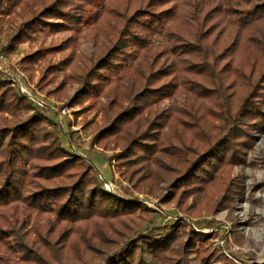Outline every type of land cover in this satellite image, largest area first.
<instances>
[{
    "label": "rangeland",
    "instance_id": "rangeland-1",
    "mask_svg": "<svg viewBox=\"0 0 264 264\" xmlns=\"http://www.w3.org/2000/svg\"><path fill=\"white\" fill-rule=\"evenodd\" d=\"M176 2L178 11H189L193 0ZM171 5L172 2L160 6L157 12ZM104 6L106 10L97 18L93 11H87L81 21L68 19L61 26L51 27L42 24L25 31L17 40L22 26L36 17L40 8L31 9L27 0H21L10 10L0 4V50L5 57L0 63V80L5 81L0 94L5 95V102H14L12 107L16 106L12 112H0V129L34 119L30 134L34 130L43 134L42 144L60 146L79 159L67 171V179L54 184H69L83 175L85 189L97 182L103 190L128 203L106 217L67 223L56 219L50 209L37 212L29 207L18 219L24 221L25 233L16 231L13 238L5 229L8 233L2 236L27 245L30 252L24 260L39 253L49 264H105V253L118 252L131 244L140 248L146 245V240L140 239L143 236L159 240L176 231L177 238L170 249L178 253L185 248L176 257L179 264H264V125L256 126L253 118L244 120L235 111L236 102L239 106L252 92L264 71L263 62L256 60L252 69L244 67L245 82L236 83L229 96L230 100L235 96L230 105L232 114L223 118L213 100L204 99L210 94L197 90L195 75L175 72L182 57L169 49L167 20L163 28L148 37L134 61L99 81L90 77L91 69L108 51L116 39L115 32L121 28L117 12H107L113 7L111 0H106ZM138 7L132 5L133 9ZM206 28H201V32ZM179 38L186 37L180 32ZM212 39L213 36L208 42ZM218 48L217 53L224 45ZM234 57L239 62L246 58L242 50ZM164 69L167 77L147 82L150 72ZM170 80L175 85L169 94L154 95L132 122H118L135 104L132 96L155 90ZM218 91L220 88H215L210 93L216 96ZM111 129L115 135L110 133ZM151 132L161 149L157 148L153 155L150 147L145 148L149 154L133 151L128 156L133 160L124 163L128 142ZM228 132L234 137L229 143L224 141L218 151L224 159L202 174L205 180L200 181L205 182L198 181L199 185L189 189L180 186L172 190L175 176L183 169L176 161H192V150H207ZM30 168L28 164L27 173ZM36 182V188L49 183ZM15 225L10 222V226ZM66 225L70 227L67 232ZM74 232L82 236L83 242L105 233L104 245L85 244L88 251L71 254L69 245L75 240ZM17 248L15 245L13 250L16 261L10 264H32L24 262ZM2 257L0 254V261Z\"/></svg>",
    "mask_w": 264,
    "mask_h": 264
},
{
    "label": "trees",
    "instance_id": "trees-1",
    "mask_svg": "<svg viewBox=\"0 0 264 264\" xmlns=\"http://www.w3.org/2000/svg\"><path fill=\"white\" fill-rule=\"evenodd\" d=\"M45 1L27 0L28 7L32 9L38 6L40 11L36 17L22 26L16 36L17 40L20 35L33 27H41L42 24L45 25L44 27L61 26L68 19H80L81 21L87 11H93L94 18H97L103 9L106 10V6L103 8L106 0H50L48 3ZM20 2L21 0H0V4H4L7 10L16 8ZM171 2L172 5L169 8L157 12L160 6ZM134 4H138L139 7L133 9ZM111 6L113 7L108 8L107 12L109 14L111 11L117 12L121 28L115 32L116 39L108 51L91 69L90 77L99 81L108 79L110 75L125 69L129 63L134 61L139 49L147 44L145 42L148 37L163 28L167 20L170 22L165 29V35L169 40V49L182 57L178 61L179 65L174 67L175 72L195 75L198 80L197 90L199 93L210 94L204 99H212L214 107L223 118L226 114H232L230 105L235 96L231 100L229 96L232 95L236 83L245 82L244 67L248 66L252 69L253 63L261 60L263 62L261 69H264V0H193L189 4L191 9L189 11H178L179 5L176 0H111ZM53 20L61 22H53ZM201 28L206 29L201 32ZM180 32L186 37L185 40L179 38ZM212 36V41L208 42ZM188 39H191V42ZM221 45H224V48L217 53V50H220L218 46ZM247 48H249L248 51H246ZM241 50L246 58L239 62L235 60L234 55ZM218 63H220L219 66H217ZM165 71L164 69L150 72L146 77L147 82L153 78L167 77L168 74H164ZM171 81L155 90H144L140 95L136 93L132 96L131 100L134 99L135 104L123 113L118 122H132L133 117L142 110L143 106L150 103L154 95L160 92L169 94L172 86L175 85ZM4 85L5 81L0 80V88ZM167 85L170 87L166 88ZM148 87L150 88V85ZM215 88H220L216 96L210 93ZM262 100H264V71L259 74L252 92L242 99L239 106L236 102L235 111L244 120L252 121L251 118H253L256 126L264 125V110H262L264 102ZM13 103L5 102V95L0 94V112H12L16 108V106L12 107ZM33 120L30 119L8 129H0V254L3 255L1 264L16 261L13 252L15 245L18 246L17 249L23 260L30 252L24 242L17 244L12 240L16 231H23L24 221L18 219L24 216L25 210L29 207L37 212L50 209L56 219L67 223L94 216L106 217L114 213L116 209H121L124 203H128L103 190L97 182L85 189L83 175L69 184H54L57 180L67 179L70 175L67 171L75 164L77 165L79 159L60 146H53L52 143L42 144L43 134L39 135L35 130L30 134ZM149 126L153 125L150 123ZM110 133L115 135L116 132L111 129ZM233 137L234 135L228 132V135L216 140L214 145L209 146L207 150H202L200 153L192 150L191 156L194 157L192 161L186 159L184 163H181L177 160L176 162L182 165L183 169L175 176L172 190L180 186L189 189L191 186L199 185L198 181L205 180L202 174L214 169L213 166L220 164L224 159L223 156H218V151L222 148L220 145L224 141L229 143ZM125 138L126 135L123 140ZM146 141H149V144ZM149 147L151 155L157 148H160L154 132L134 137L125 147L124 163L133 160L128 157L133 151L149 154V150L145 149ZM166 154L172 157L175 155ZM37 161H52V164H37ZM28 164L31 168L27 173ZM38 180L49 181V183L41 184L36 188L34 186ZM10 222L16 225L10 226ZM5 229H8L13 238L2 236L8 233L4 232ZM14 230L15 232H11ZM68 230L70 227L66 225L65 231ZM74 234L75 240L69 245L71 254L73 251L75 254H81L79 251L82 254L88 251L85 249V244L93 245L92 247L104 245L103 239L106 235L101 233L96 239L83 242L81 235L77 232ZM176 238V231H173L169 237H160L159 240L143 236L140 239H145L146 245L140 248H134L133 244L132 246L125 245L118 252L105 253L104 262L105 264H179L177 262L179 258L176 257L179 253L183 254L185 248L183 247L178 253L170 249V244ZM93 253L94 251H91V256ZM33 254L34 257L24 262L49 264L39 253Z\"/></svg>",
    "mask_w": 264,
    "mask_h": 264
},
{
    "label": "built area",
    "instance_id": "built-area-1",
    "mask_svg": "<svg viewBox=\"0 0 264 264\" xmlns=\"http://www.w3.org/2000/svg\"><path fill=\"white\" fill-rule=\"evenodd\" d=\"M4 61H5V57H4V55L2 54V52L0 50V63H2Z\"/></svg>",
    "mask_w": 264,
    "mask_h": 264
}]
</instances>
